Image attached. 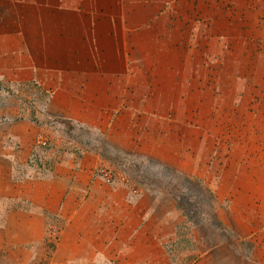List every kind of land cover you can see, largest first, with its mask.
<instances>
[{
	"label": "crops",
	"instance_id": "obj_1",
	"mask_svg": "<svg viewBox=\"0 0 264 264\" xmlns=\"http://www.w3.org/2000/svg\"><path fill=\"white\" fill-rule=\"evenodd\" d=\"M2 91L39 109L0 102V264H264V0H0ZM55 119L105 153L34 162ZM190 183L216 227L197 250L180 231Z\"/></svg>",
	"mask_w": 264,
	"mask_h": 264
},
{
	"label": "rangeland",
	"instance_id": "obj_2",
	"mask_svg": "<svg viewBox=\"0 0 264 264\" xmlns=\"http://www.w3.org/2000/svg\"><path fill=\"white\" fill-rule=\"evenodd\" d=\"M181 54L184 63L187 62L186 56L189 57L188 59L189 63L191 62L194 63L195 57L194 54L192 53V48L189 49L185 47L184 51ZM184 67H186V65H184ZM191 70L189 71V73L191 72ZM9 95H15L16 97L21 98L20 101L23 102L24 104H30V106L28 105L24 106L25 110H21V111H27V112L30 111V114L34 115L37 109H39L38 107L31 105L34 103V99L32 98L33 96L32 93L20 91L18 92V94L16 92L12 94L11 92V94ZM9 95L4 91H2V99L0 100V102L6 104L10 99ZM222 100H225V104H227L226 101L228 99L225 96H222ZM221 113L225 114L227 112H225V110L223 111L220 107H218L216 111V115H219ZM36 120H38V118H36ZM225 125L226 127L224 128ZM227 125L229 126V129ZM45 127H46V134L43 135V138H40L43 141L35 145L39 147L33 148L32 155L30 156V158L38 164H42L48 158L50 160L55 157L58 158L57 155L60 154V151L62 150H76L78 153H80L83 150H88L92 148H96V149L101 148L100 151L103 152V154L105 153L106 143L104 139L101 140L99 138L100 133H96V136L98 135L96 138L95 135H92V132H90L89 130H85L84 128L77 126L65 119L52 120L51 122L47 123ZM230 128H231V124H211L212 134H214L217 137V139L227 138L229 140L230 138H235L234 135L230 133L231 132ZM231 147H233L234 150H237L238 147L237 142H234L233 140ZM218 156H219L218 151H215V149L211 147L210 161H208V163L206 164V165L209 164L210 169L207 171H201V170L199 171L200 176H202L203 179H205L209 184L207 185L206 189H210L211 191L217 190L216 184L220 181V179L217 176L219 171L211 169L212 166H215L213 164L218 162V160L216 161ZM105 157L108 160L111 159L112 161L114 160L117 161V156L112 155L111 153L105 155ZM200 167H202L203 169V165H201ZM146 173L147 175H149L150 178H153L155 175L160 173L162 177L161 180L164 181L165 183L170 182L173 175V174L171 175L170 171H166V170H163V172H158L155 175H154L155 173L154 171L145 172V175ZM176 180L179 182L177 186L178 187L181 186L182 189L185 190L187 186L186 181H183L182 183L181 180H178L177 178ZM190 184H191L190 191L183 193L182 195H180L179 198V204L180 206L184 207L188 218V220L185 219V221H187V224L180 231H182L181 236L183 237L185 248L194 247L197 250L199 249L202 240L206 241L209 244H213L217 242L216 237L214 235L216 232L215 229L216 227L212 223H210L208 227L201 226L202 219L200 217L201 214H199V212H201L202 209L198 212L197 208H199L203 204L202 203L203 201L207 199L209 201V198H211V196H207V194H203L206 193L207 191L205 189L202 191L201 189L202 187H198L193 183ZM201 207L204 209H208V207L206 206H201ZM201 229L204 231H201Z\"/></svg>",
	"mask_w": 264,
	"mask_h": 264
}]
</instances>
